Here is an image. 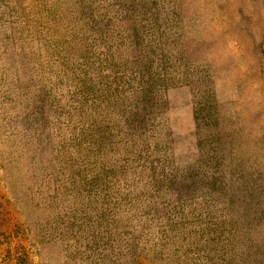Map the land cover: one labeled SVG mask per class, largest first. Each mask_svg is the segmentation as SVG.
<instances>
[{
  "label": "rangeland",
  "instance_id": "rangeland-1",
  "mask_svg": "<svg viewBox=\"0 0 264 264\" xmlns=\"http://www.w3.org/2000/svg\"><path fill=\"white\" fill-rule=\"evenodd\" d=\"M30 263L264 264V0H0V264Z\"/></svg>",
  "mask_w": 264,
  "mask_h": 264
},
{
  "label": "trees",
  "instance_id": "trees-1",
  "mask_svg": "<svg viewBox=\"0 0 264 264\" xmlns=\"http://www.w3.org/2000/svg\"><path fill=\"white\" fill-rule=\"evenodd\" d=\"M262 254V253H261ZM21 263V262H20ZM31 264V263H30Z\"/></svg>",
  "mask_w": 264,
  "mask_h": 264
}]
</instances>
